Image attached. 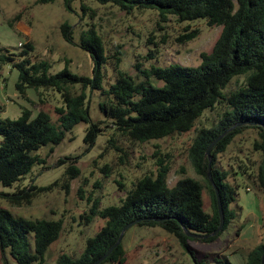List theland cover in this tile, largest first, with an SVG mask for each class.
Here are the masks:
<instances>
[{
  "label": "trees",
  "instance_id": "obj_1",
  "mask_svg": "<svg viewBox=\"0 0 264 264\" xmlns=\"http://www.w3.org/2000/svg\"><path fill=\"white\" fill-rule=\"evenodd\" d=\"M57 0H39L38 3H53ZM100 5H111L120 11L155 10L162 21L174 17L178 23L203 19L208 27L221 26L220 35L210 53H201L198 67L169 65L166 67L135 68L142 80H135L119 69L120 52L112 56L116 79L108 89L103 88L102 68L108 64L104 42L93 26L82 31L77 46L88 53L93 68L91 77L80 76L64 67L51 74L47 61H32L34 51L25 43L19 53L0 48L1 66H9L18 73L15 89L24 96L26 89H46L60 94L63 106L55 108L56 123L45 111L35 117L24 109L17 119L0 118V183L12 187L24 179L35 165L45 164L37 151L42 147L58 145L80 122H90L86 90L100 91L104 97L99 110L110 120L118 137L129 142L145 143L190 131L205 110L212 111L224 104L226 111L218 123L210 128L198 130L189 149L191 166L201 180L184 177L169 187L167 184L170 167L159 160L156 173L145 175L132 184L120 205L99 209L98 200H93L88 213L81 218L89 224L94 217L105 221L104 225L85 243L78 258L60 254L56 264H92L111 248L122 229L133 226L158 227L172 235L179 246L192 252L189 242L212 243L227 229L235 218L230 205L236 201L238 185L228 182L231 171L221 170L217 165L218 155L224 153L235 137L252 129L257 139L252 146L262 155L256 174L257 187L264 193V0H94ZM67 10L69 0H63ZM83 10L87 8L83 7ZM63 39L71 43V26H60ZM180 42L195 39L199 30H185ZM148 58H152L149 54ZM154 77L162 83L155 87L149 83ZM235 78H244V83L226 94L227 86ZM79 86L80 93H71ZM1 111V110H0ZM100 123H90L84 141L92 145L101 132ZM223 138L210 151V173L218 190L224 210V227L207 239L189 238L184 229L192 234L208 235L219 225L216 196L208 180V159L205 151L209 144L222 133ZM115 135V136H116ZM116 140L111 138L110 144ZM68 160H70L68 158ZM249 159L240 160L233 175L253 177L248 172ZM63 160L57 162L62 165ZM183 173V172H182ZM80 175L79 168L70 164L65 175L63 188L68 181ZM51 189L47 187L19 188L12 194H0V200L13 205L29 204L37 195ZM248 190V188L246 187ZM207 192L211 202V213L203 208L202 195ZM81 194V191H80ZM90 201V199H88ZM63 224L61 220L25 219L14 217L0 205V250L8 251L15 264H46L45 253L58 240ZM33 234L34 250L30 249L28 235ZM264 241L245 256L246 264H264ZM218 264H232L225 255H218ZM125 249L123 242L115 247L101 264H123ZM4 264H7L5 262ZM196 264H204L197 262Z\"/></svg>",
  "mask_w": 264,
  "mask_h": 264
},
{
  "label": "rangeland",
  "instance_id": "obj_2",
  "mask_svg": "<svg viewBox=\"0 0 264 264\" xmlns=\"http://www.w3.org/2000/svg\"><path fill=\"white\" fill-rule=\"evenodd\" d=\"M38 1L0 0L2 53L4 50L19 53L25 43H30L34 48L31 60L47 61L51 65L49 73H57L66 67L72 73L91 77L92 60L77 44L81 32L93 26L104 42L108 57V64L102 68L104 89H108L116 79L112 69V56L115 52L121 54L119 69L139 81L142 77L135 68L136 64H140L141 69L169 65L198 67L201 64V53L212 51L221 32V26L208 27L203 19L178 23L170 16L162 21L155 10L126 13L111 5H100L94 0H69L70 9L67 10L63 0L46 4ZM83 7L87 10L84 11ZM63 23L71 26V43L61 35L60 26ZM186 28L189 31L197 29L199 34L195 39L182 43L179 40L188 32ZM149 54L152 58H148ZM1 69L0 118L17 119L24 109H28L31 117H35L42 110L56 123L55 108L63 106L59 93L43 88L26 89L22 97L15 89L17 71L6 65L1 66ZM148 81L155 87L162 85L154 77ZM243 83L244 78L233 79L225 93L234 91ZM70 91L79 94L80 87H72ZM86 94L90 122L75 125L65 134L60 144H49L39 149L37 154L45 159V164L33 166L17 186L4 187L0 183V194H12L18 186L28 189L31 185H51L50 190L37 195L29 204L18 206L6 202V199L0 200V205L14 217L62 221L63 229L58 240L45 253L46 264H56L60 254L78 258L86 240L93 237L105 223L96 216L86 225L81 218L89 212L93 200H98L99 209L120 205L134 182L145 175L156 173L159 160L170 167L167 178L169 187L184 177L201 180L191 166L189 149L198 130L216 125L221 114L226 111L224 104L212 111L205 110L186 133L145 143L129 142L116 135L114 128L109 126L110 120L99 110V104L104 99L101 92L87 89ZM91 122L100 123L102 130L94 143L89 145L85 143L84 136ZM257 137L255 130H246L235 137L227 150L217 157L216 165L221 170L231 171L228 182L239 186L236 201L230 205L238 217L219 238L212 243L190 241L192 252H189L179 246L174 236L158 227L132 226L122 239L125 249L123 264H196V261L218 264L216 261L223 260L218 254L236 250L246 254L250 247H254V239L244 237L239 240L243 242L237 244L231 241L235 240L236 226L243 225L244 233L250 234L251 229L255 230L252 224L258 223L261 214H264L261 201L264 200V193L258 189L255 179L262 161V155L254 151L252 146ZM111 138L116 142L110 144ZM245 158L249 159L248 172L253 176L251 178L233 175L237 172V165L241 164L240 160L244 161ZM59 160L64 162L60 166L57 164ZM70 164L79 168L80 175L69 180L68 189H65L63 185L68 177L64 175ZM202 199L204 211L211 213L210 198L205 190ZM28 240L33 251V234L28 235ZM229 260L232 264H245L233 256H229ZM5 262L15 264L8 251L2 253L0 250V264Z\"/></svg>",
  "mask_w": 264,
  "mask_h": 264
},
{
  "label": "water",
  "instance_id": "obj_3",
  "mask_svg": "<svg viewBox=\"0 0 264 264\" xmlns=\"http://www.w3.org/2000/svg\"><path fill=\"white\" fill-rule=\"evenodd\" d=\"M226 134V132L222 133L220 136H218L215 140H213L209 146L207 147L206 151H205V156L207 157L208 159V173H207V176H208V180L209 182L211 183L212 187H213V190L215 192V196H216V206H217V211H218V217H219V225L218 227L210 234L208 235H200V234H192L188 231H186L184 229V232L186 234L187 237L189 238H196V239H207L209 237H213V236H216L224 227V222H225V218H224V210H223V207H222V204H221V200H220V196H219V193H218V190L217 188L215 187L213 181H212V178H211V173H210V161H211V157H210V151L212 150V148L214 147V145L220 141L223 136ZM134 225V223H131V224H128L127 226H125L120 235H119V238L117 239L116 243L111 247L109 248L105 254H103L100 258H98L95 262H93L92 264H101L102 262H104L107 257L109 256V254L113 251V249L115 247H117L122 239H123V236L125 234V232ZM264 258V255L262 256V260Z\"/></svg>",
  "mask_w": 264,
  "mask_h": 264
},
{
  "label": "crops",
  "instance_id": "obj_4",
  "mask_svg": "<svg viewBox=\"0 0 264 264\" xmlns=\"http://www.w3.org/2000/svg\"><path fill=\"white\" fill-rule=\"evenodd\" d=\"M261 201H262V203L264 205V200L261 199ZM237 217H238V214L235 212V218L231 222H233L234 220H236ZM258 220H259L258 223H256V224L253 223L252 224V228H255V230H252L251 229L250 234H248L246 232L244 233V226L243 225L236 226L237 227V231H236V235H235V240L234 241H231V242L236 243V244L237 243H241L243 241H239V240L242 239V238H244V237H246L248 239H252V240L254 239L255 240V243H253V246L254 247H250L249 248L250 249L249 251H251L257 245H259L264 240V232H263L264 231L263 230L264 229V214H261V217ZM229 248H230V246H229ZM247 253L244 254L240 250H236V251L231 252V253L230 252L229 253L228 252H225L224 254L223 253L222 254L223 255L228 254L227 255L228 258H229V256H233L236 259L239 258L241 263H245V256L247 255ZM222 254H218V255H222Z\"/></svg>",
  "mask_w": 264,
  "mask_h": 264
}]
</instances>
